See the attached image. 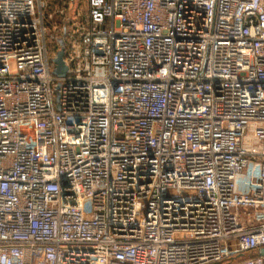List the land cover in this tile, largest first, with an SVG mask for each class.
I'll return each mask as SVG.
<instances>
[{"label": "built area", "instance_id": "2783aa9c", "mask_svg": "<svg viewBox=\"0 0 264 264\" xmlns=\"http://www.w3.org/2000/svg\"><path fill=\"white\" fill-rule=\"evenodd\" d=\"M261 247L264 0H0V264Z\"/></svg>", "mask_w": 264, "mask_h": 264}, {"label": "water", "instance_id": "95a60500", "mask_svg": "<svg viewBox=\"0 0 264 264\" xmlns=\"http://www.w3.org/2000/svg\"><path fill=\"white\" fill-rule=\"evenodd\" d=\"M63 56H64V52L63 51H60L58 53V57L54 59L55 60V63L57 64V67L54 70V73L55 74L64 75L65 72H66L67 67L64 64ZM258 254L264 256V247H261L259 249ZM211 264H222V263L221 262H216V263H211Z\"/></svg>", "mask_w": 264, "mask_h": 264}, {"label": "rangeland", "instance_id": "374dc122", "mask_svg": "<svg viewBox=\"0 0 264 264\" xmlns=\"http://www.w3.org/2000/svg\"><path fill=\"white\" fill-rule=\"evenodd\" d=\"M52 47H53V46H52L51 42L49 41V48L52 49ZM60 51H63V52H64V49L59 50L58 53H59Z\"/></svg>", "mask_w": 264, "mask_h": 264}]
</instances>
